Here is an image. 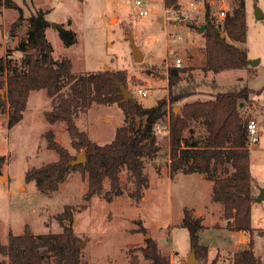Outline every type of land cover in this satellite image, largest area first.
Wrapping results in <instances>:
<instances>
[{
	"label": "rangeland",
	"instance_id": "1",
	"mask_svg": "<svg viewBox=\"0 0 264 264\" xmlns=\"http://www.w3.org/2000/svg\"><path fill=\"white\" fill-rule=\"evenodd\" d=\"M136 0H0V58L12 59L6 72L20 69L25 52L20 49L28 41V18L39 9L51 23L47 36L55 58L68 57L73 72L80 75L106 69L125 70L128 90L145 106H153L170 94L168 69L181 59V80L178 88H194L188 98L170 103L168 115L155 127L157 156L144 158V172L149 187L141 198L134 195L136 181L125 166L120 172L123 192L106 196L110 180L103 181V191L85 198L88 172L69 171L58 190L51 195L40 192L34 181L27 182L26 171L33 166L58 159V153L48 147L45 134L52 130L54 138L72 155L76 149L60 120L51 123L45 112L52 108V99L46 89L30 92L23 119L10 128V109L0 107V156L5 161L0 174V239L8 241L9 232L23 233L28 227L32 233L59 232L62 222L70 225L81 247V264H151L142 248L148 239L157 242L161 253L170 264H187L192 252L189 230L183 226L184 211L204 217L199 243L205 251L195 254L198 264H234L236 253L250 247L264 264V199L252 204L251 235L228 226L222 204L212 199L209 181L192 173L169 172V116L180 112L186 101L209 99L217 92L248 87L250 99L243 101L244 120L258 123L257 142L249 141L253 193L255 198L264 188V18H257V8L264 12V0H246L247 40L233 41L246 48L248 59L257 60L237 69L215 71L206 64L204 32L209 9L215 22H220V11H232L234 0H178V9L166 5L165 0H143L148 14L141 15ZM57 24L76 32L75 42L66 47L59 37ZM15 33H10L11 28ZM132 40L143 53L135 59ZM148 91L147 96L138 93ZM176 88V87H175ZM174 88V90H175ZM75 121L97 143L111 142L118 127L126 124L125 112L117 103H93L86 111H79ZM195 134L204 133L205 125L193 122ZM187 129L185 136L190 137ZM69 211L65 218L61 213ZM3 256L0 254V258ZM48 264H55L51 260Z\"/></svg>",
	"mask_w": 264,
	"mask_h": 264
},
{
	"label": "trees",
	"instance_id": "2",
	"mask_svg": "<svg viewBox=\"0 0 264 264\" xmlns=\"http://www.w3.org/2000/svg\"><path fill=\"white\" fill-rule=\"evenodd\" d=\"M165 3L174 10L179 8L178 0H165ZM205 21L207 66L215 71L247 66V49L231 41L247 40L246 0H234L232 11L220 22H215L208 9ZM28 24V41L22 42L20 49L25 52L28 45L34 49L25 52L21 68L6 72L12 59L0 58V107L10 109L8 126L12 128L23 119L31 91L46 89L52 99V108L45 112L47 120L66 123L72 145L84 150L86 161L73 164L76 156L49 130L45 134L48 147L58 153V159L30 167L26 171V181H34L40 192L51 195L58 190L69 171L79 170L88 172L85 198L101 193L105 178L110 180V190L105 194L111 198L123 192L120 172L125 166L136 181L134 195L141 198L143 189L149 187L144 158L154 159L160 149L155 127L168 115L170 103L194 94V88L189 85L177 89L181 72L187 68H169V96L159 99L153 106H145L135 98L128 99L123 95L122 88H128L125 70L106 69L78 75L73 72L68 57L55 58L54 47L47 36L52 23L43 10L30 15ZM57 31L66 47L75 42L76 32L71 28L57 24ZM10 33H15L13 26ZM252 91L243 87L217 92L205 100L186 101L180 112L171 111L169 116L171 176L178 171L204 174L213 181L212 199L222 204L228 226L251 235L254 231V179L247 130L249 119L242 118L241 103L250 99ZM93 103H117L125 112L127 122L117 128L111 142L97 143L76 124L75 115L86 111ZM197 121L205 125L204 133L195 134L190 128ZM187 129L192 132L189 138L185 136ZM4 161L5 156H0V174ZM68 215L69 211L65 210L60 216L65 218ZM203 220L202 216L195 217L189 210L184 211L182 224L189 230L195 254L206 249L199 243L198 235L204 228ZM61 225L59 232L34 234L28 227L20 234L10 231L6 243L0 239V254L3 256L0 264H48L51 260L55 264H81L82 251L77 236L70 225L63 222ZM250 244L249 248L236 253L234 264H263L253 251L252 238ZM142 251L151 264H170L153 239L147 240Z\"/></svg>",
	"mask_w": 264,
	"mask_h": 264
},
{
	"label": "water",
	"instance_id": "3",
	"mask_svg": "<svg viewBox=\"0 0 264 264\" xmlns=\"http://www.w3.org/2000/svg\"><path fill=\"white\" fill-rule=\"evenodd\" d=\"M256 17L257 18H264V12L257 8V12H256ZM52 25H56V24H53ZM207 24H203L199 27V30L200 31H203L205 29ZM222 36H224V34H222ZM132 45H133V50H134V55H135V59L137 61L143 59V53L142 51L140 50V48L134 43V41L132 40ZM247 62L248 64H251V65H256L257 64V60H251V59H247ZM122 93L123 95L128 98V99H134V93L131 91V90H128V89H125V88H122ZM2 94H4V92L2 91ZM241 105H243V102L241 103ZM177 113V112H176ZM86 161V156L85 154H82L80 156H77L76 159L73 161V164H79V163H85ZM257 201H261L264 199V188L261 189V192L260 194L255 198ZM85 243V241H81L78 243V246L81 248L82 245ZM187 264H198V261L195 257V251L192 250V252L190 253L189 257H188V261H187Z\"/></svg>",
	"mask_w": 264,
	"mask_h": 264
},
{
	"label": "built area",
	"instance_id": "4",
	"mask_svg": "<svg viewBox=\"0 0 264 264\" xmlns=\"http://www.w3.org/2000/svg\"><path fill=\"white\" fill-rule=\"evenodd\" d=\"M136 4L139 6V13L141 15H146L148 14V10L143 6V0H136ZM226 16L225 10L220 11V18L224 19ZM174 67L180 68L182 66L181 59L176 58ZM138 93L142 96H147L148 91L144 88H139ZM257 128H258V123L255 119H250L247 122V130H248V136H249V141L250 142H257L259 140L258 135H257Z\"/></svg>",
	"mask_w": 264,
	"mask_h": 264
},
{
	"label": "crops",
	"instance_id": "5",
	"mask_svg": "<svg viewBox=\"0 0 264 264\" xmlns=\"http://www.w3.org/2000/svg\"><path fill=\"white\" fill-rule=\"evenodd\" d=\"M193 127H194V125H193V124H191L190 128L192 129ZM169 172H170V160H169ZM196 174H198V175L202 176V178H201V179H203V180H206V181H209V185H210V188H211V191H212L213 181H211V180L207 179V178L205 177V175H204V174H199V173H196ZM218 204H219V203H218ZM198 216H201V215H198ZM202 217H203V216H202ZM203 218H204V217H203Z\"/></svg>",
	"mask_w": 264,
	"mask_h": 264
}]
</instances>
